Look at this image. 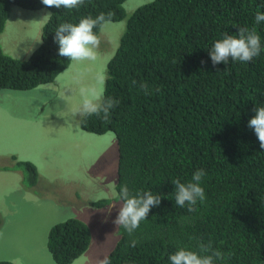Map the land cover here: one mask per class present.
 Returning a JSON list of instances; mask_svg holds the SVG:
<instances>
[{
    "label": "trees",
    "instance_id": "trees-1",
    "mask_svg": "<svg viewBox=\"0 0 264 264\" xmlns=\"http://www.w3.org/2000/svg\"><path fill=\"white\" fill-rule=\"evenodd\" d=\"M125 1L85 0L69 10L46 8L41 0H0V35L12 6L53 14L28 59H13L0 46V89L28 91L52 83L71 63L58 55V25L101 13L120 22ZM258 10L264 12V0H153L126 20L103 86V96L119 104L107 120L101 114L79 122L87 133L111 132L117 145L115 195L89 205L121 202V185L132 195L150 191L162 199L132 234L118 227V241L106 257L110 264H171V254L180 248L199 252L201 242L225 254L216 264H264V149L248 127L255 108L264 106V22H255ZM102 26L94 29L97 35ZM241 27L255 28L260 55L213 67L214 43ZM145 83L147 95L140 87ZM11 160L15 164L0 172L22 170V185L34 187L35 166ZM199 169L206 172V198L189 212L187 204L175 202L174 181L187 184ZM90 242L87 225L70 218L49 228L46 246L55 264H72Z\"/></svg>",
    "mask_w": 264,
    "mask_h": 264
},
{
    "label": "rangeland",
    "instance_id": "rangeland-1",
    "mask_svg": "<svg viewBox=\"0 0 264 264\" xmlns=\"http://www.w3.org/2000/svg\"><path fill=\"white\" fill-rule=\"evenodd\" d=\"M153 0H127L126 17L103 24L94 61H71L50 84L28 91L0 89V167L33 164L34 187L22 185V170L0 172V261L55 264L46 246L51 226L70 218L87 225L91 242L72 264H101L114 249L113 223L122 203L89 205L115 195L117 145L111 132L94 135L80 129L81 90L103 94L106 66L126 29V20ZM48 10L12 7L0 35L2 52L26 60L39 47ZM28 186V185H27Z\"/></svg>",
    "mask_w": 264,
    "mask_h": 264
},
{
    "label": "clouds",
    "instance_id": "clouds-1",
    "mask_svg": "<svg viewBox=\"0 0 264 264\" xmlns=\"http://www.w3.org/2000/svg\"><path fill=\"white\" fill-rule=\"evenodd\" d=\"M41 2L46 8L72 10L83 6L85 0H41ZM52 15L51 12H48L44 17L49 18ZM110 18L111 13H101L96 18L90 16L81 18L78 24L62 23L58 25L54 37L59 46L58 55L71 61H94L97 58V49L101 42L94 29L108 23ZM255 22L257 24L264 22V12L259 10L256 12ZM237 33V35L225 34L222 40L214 43L209 51L213 67L221 63L227 65L230 59L251 62L253 58L260 55L261 38L255 28L241 27ZM201 63L203 64L205 61ZM140 87L146 95L149 94L146 83L141 84ZM81 96L82 102L78 115L83 117L92 115L99 117L102 114L103 119L107 120L110 110L119 104L118 100L111 97L105 98L102 93H97L94 89H82ZM248 127L254 130L260 148L264 149V106L255 108V115L249 120ZM205 175V170L199 169L187 184L181 183L179 180L174 181L175 202L178 206L184 207L187 204L188 211L193 212L197 202L205 200V191L201 187L202 178ZM118 195L122 206L113 223L118 227H123L129 234L139 227L141 221L146 220L151 209L158 207L162 199L160 195H153L150 191L132 195L127 185L120 186ZM136 243L137 241L133 240L131 246L135 247ZM198 247L199 252L180 248L168 258L171 264H216L217 260H223L225 257L224 253L213 249L211 242L207 244L201 242ZM101 264H110V261L105 258Z\"/></svg>",
    "mask_w": 264,
    "mask_h": 264
}]
</instances>
